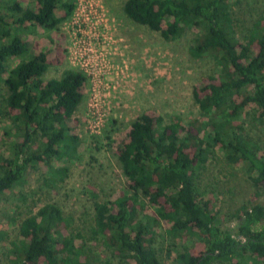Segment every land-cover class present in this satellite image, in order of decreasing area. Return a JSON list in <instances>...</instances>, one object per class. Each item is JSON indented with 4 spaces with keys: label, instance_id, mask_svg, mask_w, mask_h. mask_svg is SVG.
<instances>
[{
    "label": "trees",
    "instance_id": "1",
    "mask_svg": "<svg viewBox=\"0 0 264 264\" xmlns=\"http://www.w3.org/2000/svg\"><path fill=\"white\" fill-rule=\"evenodd\" d=\"M25 1L0 0V201L40 165L52 174L45 181H64L69 167L55 162L75 158L79 145L67 122L82 102L84 73L67 68L46 80V53L26 41L31 27L61 36L76 0ZM240 1L125 0L129 19L166 40L197 29L190 56L210 57L217 68L192 88L199 117L185 125L179 115L168 122L139 115L114 150L126 188L93 201L87 230L54 202L30 210L18 220L4 264H92L105 250L123 264H163L164 251L173 264H264V142L238 120L249 109L251 122L264 128V10L241 18L234 9ZM215 157L224 179L239 166L254 188L227 214L234 227L222 225L217 189L204 180Z\"/></svg>",
    "mask_w": 264,
    "mask_h": 264
},
{
    "label": "rangeland",
    "instance_id": "2",
    "mask_svg": "<svg viewBox=\"0 0 264 264\" xmlns=\"http://www.w3.org/2000/svg\"><path fill=\"white\" fill-rule=\"evenodd\" d=\"M80 1L79 13L61 22V36L51 38L48 30L32 27L26 35L31 51L47 55L46 80L59 77L67 68L86 77L82 102L67 122L70 133L79 138L77 155L55 162V166L69 167L64 181H45L52 174L40 165L1 199L6 217L0 220V264L5 263L10 241L16 239L18 220L46 202L56 203L73 220V226L87 230L93 201L112 200L126 188L114 150L126 139L131 122L147 113L162 116L165 122L179 115L187 125L200 114L192 98L193 86L217 71L210 57L193 58L188 52L197 29L188 28L166 40L159 31L129 19L123 11L125 0ZM33 2L26 0L24 5ZM234 9L241 18L254 16L264 10V0H241ZM248 110L238 120L246 134L263 143L264 128L251 122ZM5 124L0 122V126ZM216 154L223 157L220 149ZM206 165L204 180L217 189L219 220L234 227L236 221L227 214L253 196L254 188L242 167L235 166L234 174L224 179L222 162L216 157ZM258 201L264 204V192ZM12 218L16 222L7 221ZM165 253L160 254L163 264H173V254L167 258ZM103 262L123 264L106 250L96 252L92 264Z\"/></svg>",
    "mask_w": 264,
    "mask_h": 264
},
{
    "label": "built area",
    "instance_id": "3",
    "mask_svg": "<svg viewBox=\"0 0 264 264\" xmlns=\"http://www.w3.org/2000/svg\"><path fill=\"white\" fill-rule=\"evenodd\" d=\"M80 2V3H79ZM79 3V4H78ZM82 4V1L80 0H76V6H75V9L73 11V14L74 15H77L79 13V11L81 10L80 6Z\"/></svg>",
    "mask_w": 264,
    "mask_h": 264
}]
</instances>
